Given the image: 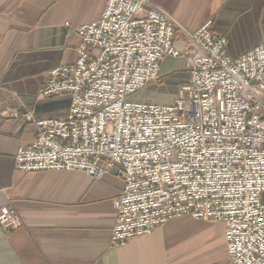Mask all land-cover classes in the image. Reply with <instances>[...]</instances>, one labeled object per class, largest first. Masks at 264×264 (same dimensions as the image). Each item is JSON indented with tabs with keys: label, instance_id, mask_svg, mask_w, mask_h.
<instances>
[{
	"label": "built area",
	"instance_id": "built-area-1",
	"mask_svg": "<svg viewBox=\"0 0 264 264\" xmlns=\"http://www.w3.org/2000/svg\"><path fill=\"white\" fill-rule=\"evenodd\" d=\"M212 26L179 50L176 23L149 0H108L98 21L76 30V62L51 70L39 90L40 98L69 95L67 117L25 113L37 133L15 168L115 173L124 187L114 248L190 217L224 225L230 264H264V41L233 58ZM168 57L184 58L190 72L176 101L129 102L160 80ZM19 225L11 207L0 208L4 232Z\"/></svg>",
	"mask_w": 264,
	"mask_h": 264
},
{
	"label": "crops",
	"instance_id": "crops-1",
	"mask_svg": "<svg viewBox=\"0 0 264 264\" xmlns=\"http://www.w3.org/2000/svg\"><path fill=\"white\" fill-rule=\"evenodd\" d=\"M107 1L0 0V208L11 207L20 220L9 232L0 227V264H226L223 258L210 261L207 253L197 257V246L192 248L196 240L203 248L221 240L227 258L224 225L190 217L114 248L115 200L124 182L113 172L96 178L15 168L18 149L33 144L37 133L25 113L35 120L67 117L69 95L40 98L39 90L51 70L76 62V30L98 21ZM149 1L176 23L179 50H190L189 34L209 20L233 58L264 41V0ZM189 80L187 61L168 57L159 82L143 90L148 100L171 105ZM216 226L221 229L214 232Z\"/></svg>",
	"mask_w": 264,
	"mask_h": 264
},
{
	"label": "rangeland",
	"instance_id": "rangeland-1",
	"mask_svg": "<svg viewBox=\"0 0 264 264\" xmlns=\"http://www.w3.org/2000/svg\"><path fill=\"white\" fill-rule=\"evenodd\" d=\"M159 82V81H158ZM157 82V83H158ZM129 102H132V103H145V104H151V103H154V104H164L166 105L164 102L162 101H159L158 103L157 102H154V101H151V100H148V97H147V93H146V90H142V92H138L136 94H134L132 97H130L128 99ZM262 200H263V203H264V195L262 197ZM219 228L221 229V227H214V232L218 231ZM216 230V231H215ZM199 240H196L194 243H192V248L193 247H196V249L194 250V254H196L197 257H200V256H203L204 253H207L208 254V259L211 261H215V260H220L221 258L224 259L225 263L226 264H230L228 261H227V258L225 257V253H222L221 252V249H220V243H221V240L220 241H214L212 243V245H210L209 247L207 246V248H203L202 246H200L199 244Z\"/></svg>",
	"mask_w": 264,
	"mask_h": 264
}]
</instances>
